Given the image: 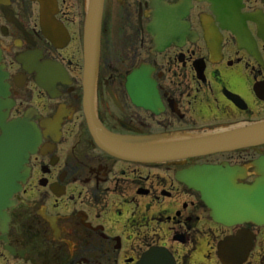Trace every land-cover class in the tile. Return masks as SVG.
Instances as JSON below:
<instances>
[{
	"label": "flooded vegetation",
	"instance_id": "obj_1",
	"mask_svg": "<svg viewBox=\"0 0 264 264\" xmlns=\"http://www.w3.org/2000/svg\"><path fill=\"white\" fill-rule=\"evenodd\" d=\"M88 2L0 0V137L23 122L30 148L0 215V264H264V227L217 223L177 177L229 164L250 184L264 146L164 164L96 146L84 112ZM156 6L172 12L168 30ZM137 72L156 84L153 111ZM94 100L120 135L264 121V0H104Z\"/></svg>",
	"mask_w": 264,
	"mask_h": 264
},
{
	"label": "water",
	"instance_id": "obj_2",
	"mask_svg": "<svg viewBox=\"0 0 264 264\" xmlns=\"http://www.w3.org/2000/svg\"><path fill=\"white\" fill-rule=\"evenodd\" d=\"M103 8L104 0H89L84 41V112L89 132L100 150L123 161L164 164L264 146V121L217 132L181 136L172 133L120 135L106 129L98 119L94 100ZM156 8L161 15L163 29L168 30L173 20L169 17L172 12L162 6ZM137 74L145 96L140 105L153 111L156 100L153 89L156 84L150 72ZM135 80H130L129 84H134ZM23 126L22 122L9 128L3 127V135L0 137V215L10 206L9 198L18 188V168L30 149L26 144L29 133L26 136L23 134ZM29 131L30 134L35 132L33 127ZM251 166L256 177L250 184L238 183L242 179L241 168L229 164H199L179 172L177 177L190 189L201 194L217 223L225 226L251 223L264 227V153Z\"/></svg>",
	"mask_w": 264,
	"mask_h": 264
}]
</instances>
